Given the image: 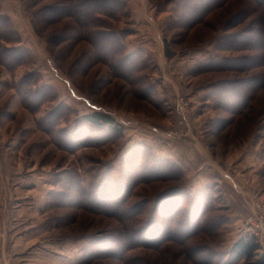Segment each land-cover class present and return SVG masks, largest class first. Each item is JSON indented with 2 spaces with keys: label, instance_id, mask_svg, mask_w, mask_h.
<instances>
[{
  "label": "rangeland",
  "instance_id": "374dc122",
  "mask_svg": "<svg viewBox=\"0 0 264 264\" xmlns=\"http://www.w3.org/2000/svg\"><path fill=\"white\" fill-rule=\"evenodd\" d=\"M73 1L0 0V50L17 47L23 61L0 64V251H58L69 259L60 264H235L229 243L250 232H237L216 192L197 229L187 210L199 193L184 173L146 182L143 161L181 169L163 153L201 139L257 142L264 157V0H226L189 28L184 0H106L115 15L92 14L100 31L140 51L126 79L95 60L93 24L45 19ZM234 79L254 96L233 116L221 84ZM97 112L111 123L92 124ZM173 189L189 193L181 206Z\"/></svg>",
  "mask_w": 264,
  "mask_h": 264
},
{
  "label": "trees",
  "instance_id": "16d2710c",
  "mask_svg": "<svg viewBox=\"0 0 264 264\" xmlns=\"http://www.w3.org/2000/svg\"><path fill=\"white\" fill-rule=\"evenodd\" d=\"M226 0H198L193 4H191V0H184L182 11H188L186 16V28L192 27L195 24L201 22L204 16L215 9L218 6H221L223 2ZM111 4L110 1L106 0H75L73 2L61 3L59 5H54L51 7V11L46 20H58L65 16H72L76 17V20L80 25H88L93 24L94 28V40L90 41L91 36L87 35L89 42L91 43L92 47L95 51L99 54L95 56L96 61H102L107 63L110 67V71L116 75L121 76L123 78H130L134 72H137L141 69L140 61L135 57L136 53L140 51H128L125 49L123 43L119 41L117 38L116 33L110 31H100V28H104L102 25L94 21V17L92 14H105L109 17L115 15L114 11V1ZM199 2V4H198ZM119 10V8H117ZM183 14H181L182 16ZM82 17H86L83 21L80 19ZM5 17L0 15V21L4 20ZM7 19V18H6ZM92 19V20H91ZM81 20V21H80ZM96 30V31H95ZM104 30V29H102ZM8 31H0V37L6 34ZM7 39L6 37H4ZM9 40V39H8ZM118 41V44H117ZM117 44V45H116ZM19 48L17 47H3L0 50V64L4 65L8 70L15 68L16 66L20 65L23 61L20 60V53L18 54ZM101 52V53H100ZM26 75H24L21 79V82L24 81ZM242 80L234 79V80H227L222 82V98L228 99L225 106V109L230 110L232 115L241 113L244 108L247 106L250 99L253 98L254 92L252 89L246 88L241 89L242 84L240 83ZM22 91V90H21ZM226 95V96H225ZM24 99V97H23ZM25 103L26 101L23 100ZM28 104V103H27ZM26 105V104H25ZM29 105V104H28ZM26 105V106H28ZM231 106V107H230ZM29 108L30 105L28 106ZM232 116V118H233ZM88 120L99 127L101 124L108 123L110 124L112 119L105 113L97 112L93 113V115L89 116ZM144 146V145H143ZM147 147H143V156L146 155V159L152 158L150 153L146 152ZM142 153V152H140ZM141 157L140 155H137ZM137 156H135L137 158ZM161 160V159H159ZM167 161H160L156 163L153 167H149L150 169H145L146 163L143 161V181H150L153 179H168L173 177L172 172H178V175L173 178H179L182 175V170L175 167L173 164L172 166L166 164ZM161 163V164H160ZM155 164V163H154ZM161 167V170H156V168ZM145 170V171H144ZM171 170V173H170ZM147 171V173H146ZM146 173V175H145ZM79 190L80 187H77ZM83 191V190H82ZM176 191V192H175ZM213 188L211 186L204 187L201 189L194 198L191 200V204H189L187 210V224L193 221V226L197 229L203 227L200 224V220L204 213H206L208 208V202H213ZM84 192V191H83ZM186 191H179L173 189L171 192V196L175 195V200L177 202V206H181L180 202L181 197L186 195ZM189 194V193H188ZM187 194V195H188ZM206 204V205H205ZM174 211H178L175 209ZM195 214V218L191 219L192 215ZM202 221V220H201ZM202 223V222H201ZM196 232V231H195ZM260 245L255 240V237L248 233L238 237L232 244L230 251H229V258L232 259L235 264L239 261H243V264H264V254L258 252Z\"/></svg>",
  "mask_w": 264,
  "mask_h": 264
},
{
  "label": "crops",
  "instance_id": "0c3cea01",
  "mask_svg": "<svg viewBox=\"0 0 264 264\" xmlns=\"http://www.w3.org/2000/svg\"><path fill=\"white\" fill-rule=\"evenodd\" d=\"M236 143L239 142L201 139L197 140V145H193L174 141L163 154L169 155L181 166L191 193L196 194L204 187L211 186L231 214V224L237 232L244 233L246 229L242 222L250 212L252 197L258 193L264 195V157L259 143L246 146ZM234 240L231 239L230 248ZM258 252L264 254V243ZM23 254L26 257L20 259L23 261L21 263L18 258ZM29 258L31 262L27 261ZM65 259L69 260L63 253L53 250L44 253L0 251V264H60Z\"/></svg>",
  "mask_w": 264,
  "mask_h": 264
},
{
  "label": "built area",
  "instance_id": "2783aa9c",
  "mask_svg": "<svg viewBox=\"0 0 264 264\" xmlns=\"http://www.w3.org/2000/svg\"><path fill=\"white\" fill-rule=\"evenodd\" d=\"M176 109L180 114V124L184 125L187 122L189 111L187 108V101L183 96H180L176 103ZM182 127L177 129L180 131ZM251 209L249 214L246 216L245 228L255 237V240L259 245L264 243V195H256L250 202Z\"/></svg>",
  "mask_w": 264,
  "mask_h": 264
}]
</instances>
